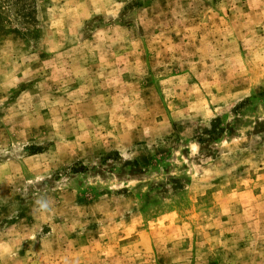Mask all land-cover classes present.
Segmentation results:
<instances>
[{"label":"rangeland","instance_id":"obj_1","mask_svg":"<svg viewBox=\"0 0 264 264\" xmlns=\"http://www.w3.org/2000/svg\"><path fill=\"white\" fill-rule=\"evenodd\" d=\"M0 264H264V0H0Z\"/></svg>","mask_w":264,"mask_h":264},{"label":"clouds","instance_id":"obj_2","mask_svg":"<svg viewBox=\"0 0 264 264\" xmlns=\"http://www.w3.org/2000/svg\"><path fill=\"white\" fill-rule=\"evenodd\" d=\"M42 207H44V205H42Z\"/></svg>","mask_w":264,"mask_h":264}]
</instances>
